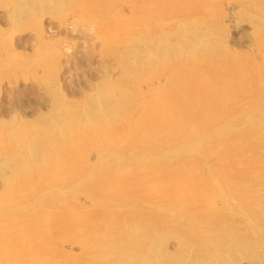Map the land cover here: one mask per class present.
<instances>
[{"label":"rangeland","instance_id":"rangeland-1","mask_svg":"<svg viewBox=\"0 0 264 264\" xmlns=\"http://www.w3.org/2000/svg\"><path fill=\"white\" fill-rule=\"evenodd\" d=\"M135 256L264 264V0H0V264Z\"/></svg>","mask_w":264,"mask_h":264},{"label":"bare ground","instance_id":"bare-ground-1","mask_svg":"<svg viewBox=\"0 0 264 264\" xmlns=\"http://www.w3.org/2000/svg\"><path fill=\"white\" fill-rule=\"evenodd\" d=\"M19 3H20V2H19ZM13 14H14V13H13ZM15 17H16V16H15ZM13 18H14V17H13ZM181 18H182V17H181ZM193 21H194V20H193ZM198 22H199V20H198ZM194 27H195V26H194ZM194 30H195V29H194ZM137 32H138V31H137ZM176 33H177V32H176ZM176 35H177V34H176ZM203 35H204V34H203ZM205 36H206V35H205ZM201 37H202V36H201ZM205 38H206V37H205ZM130 39H131V38H130ZM207 39H210V38H207ZM131 40H132V39H131ZM131 40H130V41H131ZM203 40H204L203 38H198V36H197V38H194V40H192V41H193V43H194V46H198V47H200V46H202V45H207V44L210 45L209 42H206V41H203ZM126 42H127V41H126ZM204 42H205V44H204ZM206 43H207V44H206ZM147 45H148V44H147ZM81 47H82V46H81ZM135 47H136V48H135V52L140 53V57H142V56L144 55L143 51L145 50V45H144V44H143V45L141 44V45H138V46H135ZM137 47H138V48H137ZM204 47H205V46H204ZM102 105H103V104H102ZM107 105H108V104H107ZM107 105H106V106H107ZM110 105L112 106V104H110ZM110 105H109V106H110ZM104 106H105V105H104ZM111 106H110V108H111ZM92 108H93V107H92ZM106 108H107V107H106ZM107 109H108V108H107ZM96 110H97V109H96ZM92 112H94V111H92ZM157 116H158V115H157ZM54 119H56V118H54ZM60 124H61V123H60ZM61 127H62V126H61ZM61 130H62V129H60V132H61ZM62 131H63V130H62ZM156 131H157V130H156ZM156 131H155V132H156ZM156 133H157V132H156ZM31 153H32V152H31ZM24 175H25V174H24ZM16 176H17V175H16ZM12 177H13V175H12ZM11 179H12V178H11ZM24 179H25V178H24ZM16 182H17V181H16ZM19 186H20L19 189L25 187V186H22V185H19ZM17 191H19V190H17ZM17 191H16V192H17ZM25 191H26V190H25ZM23 192H24V191H23ZM19 193H20V192H19ZM155 197H156V200L161 201V198H160L159 195H158V196H155ZM147 199H149V197H147V196H144V197L140 196L138 200H136V201L134 200L135 203H133L132 205L135 206V207H138V206L141 207V206L144 205V203H147V202L149 203L150 200L148 201ZM145 200H146L147 202H146ZM106 201H107V200H106ZM118 201H119V203H118L119 205H125V206H127L128 203H129L128 201L125 202V200H122V199H118L116 202H118ZM144 201H145V202H144ZM151 201H153V200H151ZM154 201H155V200H154ZM158 201H155V202H158ZM143 202H144V203H143ZM152 205H154V204L152 203ZM158 205H160V204H158ZM158 205H157V206H158ZM111 207H112V206H111ZM60 208L62 209L61 206H60ZM108 208H109V206L104 205V206H103L102 208H100V209H101L103 212H107V213H109L110 210L108 211V210H107ZM99 212H100V211H99ZM54 214H58V213H54ZM114 214H116V212H114ZM110 217H112V215H110ZM139 219L141 220L142 218L140 217ZM36 223H37V221L34 220V221L32 222V226H31V225L29 226V223H28L26 226H25V225H22L23 227H22V226H19V225H15V226L17 227L16 230L14 229V230L16 231V234H15L16 237H15V238H17V240H19L20 237H21V239H23L25 243L28 242V236L31 235L30 233H31V232L33 231V229H35V228L37 227V225H38V224L36 225ZM109 224H111V223L109 222ZM112 225H113V224H112ZM112 225H111V226H112ZM139 225H140V224H139ZM34 226H36V227L34 228ZM111 226H110L109 228H111ZM13 227H14V226H13ZM13 227H12V228H13ZM20 227H21V228H20ZM140 227H141V228H140ZM51 228H53V226L51 225V221H49V219H45V220H44V228H43V232L45 231L44 233L46 234V233H47L46 230H48V229L51 230ZM112 228H113V227H112ZM138 228L143 230V226H138ZM45 229H46V230H45ZM139 229H138V230H139ZM35 230H36V231H35ZM35 230H34V231L37 233V232H38V231H37L38 229H35ZM84 230H85V231H84ZM86 230H88V228L83 229L84 233L87 232ZM30 231H31V232H30ZM120 231H121L120 229H118V228H116V227L114 226V229H109L108 232H103L102 234H103V235L106 234V235L108 236V238L111 239V241L116 239V240H121V242H123V243H128V242H125V239H123L122 237H119V238H116V237H115V238H112L113 236L117 235L118 232H120ZM127 231H128V230H127ZM13 233H15V232L13 231ZM27 233H29V234L27 235ZM44 233H42V235H45ZM49 233H50V231H49ZM49 233H48V234H49ZM92 233H94V232H92ZM9 234H10V233H9ZM38 234H40V232H39ZM98 234H100V233H98ZM98 234H97V235H98ZM26 235H27V236H26ZM33 235H34V236H33ZM32 236H33L32 238L35 237V239H36V238L40 237L41 234H40L39 236H36V234H34V232H32ZM90 236H94V234H93V235L91 234ZM95 236H96V235H95ZM100 236H102V235L100 234ZM12 237H13V236H12ZM12 237H11V238H12ZM108 238H107V239H108ZM35 239H34L33 241L36 242L37 239H36V240H35ZM87 239H88V238H87ZM92 239H96V238H91V240H92ZM13 240H14V239H13ZM15 240H16V239H15ZM15 240H14V241H15ZM17 240H16V241H17ZM30 240H32V239L29 238V241H30ZM39 240H40V244H41L42 239H39ZM84 240H86V238H85ZM84 240H82V241H80V243H79V242H78V243H79L84 249H85V248H86V249H88V248L90 249V245H88V246H89V247H88V246H87L88 243H86V241H84ZM106 241H107V240H106ZM19 242H20V243H19ZM24 242H22V241H18V244L21 245V244L24 243ZM46 242H48V241H46ZM87 242H89V241H87ZM117 242H118V241H117ZM36 243H37L38 245H34V246H39V241H37ZM42 243L44 244L45 242H42ZM92 243H93V242H90V244H91V248H92V246H93ZM107 243H108V242H107ZM118 243H119V242H118ZM33 244H35V243H33ZM49 244H50V243H49ZM113 244H114V243H113ZM116 244H117V243H116ZM119 244H120V243H119ZM119 244H118V245H119ZM139 244H140V243H139ZM151 244H153V243H151ZM225 244H226V243H225ZM20 245H19V247H21ZM26 245H27V244H26ZM44 245L48 246V243H47V244H44ZM50 245H51V244H50ZM96 245H97V244H96ZM96 245H94V246H96ZM121 245H123V244H121ZM11 246H12V245H11ZM14 246H18V245H17V242H16V244H15ZM23 246H24V245H23ZM34 246H33V247H34ZM40 246H41V245H40ZM86 246H87V247H86ZM94 246H93V250L95 249ZM104 246H106V245H104ZM154 246H155V245H154ZM30 247H31V249L33 248L32 246H30ZM96 247H97V246H96ZM110 247H112V246H110ZM121 247H122V246H121ZM139 247H140V246H139ZM145 247H146V246H145ZM152 247H153V246H152ZM152 247H151V245H150L149 248L151 249ZM34 248H35V247H34ZM34 248H33V249H34ZM48 248H50V247L48 246ZM100 248H102V247H101V244H100ZM108 248H109V247H108ZM113 248H116V247L113 246L111 249H113ZM149 248H148V249H149ZM155 248H156V246H155ZM17 249H18V248H16V250H17ZM27 249H28V250H27ZM31 249L25 247V250H26L25 252H26V253H27V252L30 253ZM96 249H98V248H96ZM111 249H110V250H111ZM148 249H147V250H148ZM156 249H157V248H156ZM20 250H23V247H22ZM29 250H30V251H29ZM40 250L43 251L42 249H40ZM40 250H39V251H40ZM82 250H83V249H82ZM107 250H108V249H107ZM110 250H108V251H110ZM113 250H115V249H113ZM122 250L124 251L123 248H122ZM126 250H127V246H126ZM14 251H15V248H14ZM23 251H24V250H23ZM23 251H22V252H23ZM35 251L37 252L38 250H35ZM45 251H46V250H45ZM111 251H112V250H111ZM138 251H139V250H138ZM141 251H142V250H141ZM15 252H16V251H15ZM17 252H18V250H17ZM17 252H16V253H17ZM23 253H24V252H23ZM23 253H21V255H20V252H19L17 255L22 256ZM29 253H28V254H29ZM41 253H42V252H41ZM106 253H107V252H106ZM144 253H145V252H144ZM144 253H143V255H144ZM147 253H148V251H147ZM150 253H151V252H150ZM153 253H154V252H153ZM28 254H27V255H28ZM32 254H33V253H32ZM47 254H49V253H48V250H47ZM47 254H44V256H42V258L47 257V256H51V255H47ZM108 254H109V253H108ZM124 254H125V253H124ZM134 254H135V253H134ZM136 254H137V252H136ZM141 254H142V253H141ZM145 254H146V253H145ZM154 254H155V253H154ZM27 255L25 254V258H26ZM37 255H38V254H37ZM115 255H116V254H115ZM132 255H133V254H132ZM139 255H140V253H139ZM143 255H142V256H143ZM31 256H32L33 258H31V257L28 255V260H27V259L25 260V258L22 257L21 259H22V260L24 259V260H23V263H27L28 261H29V262H33V260H34V263L37 262V261H42V262L44 261V259H43V260H39V258L41 259V257H37V256H33V255H31ZM83 256H84V255H83ZM86 256H87V254H86ZM86 256H85V257H86ZM144 256H145V255H144ZM154 256H155V255H154ZM154 256H153V257H154ZM29 257L31 258L32 261H30V258H29ZM130 257H132V256L130 255ZM140 257H141V256H140ZM140 257L135 256L134 258H137L135 261L140 260V259H141ZM150 257H152V255H151ZM185 257H186V256H185ZM15 258H16V257H15ZM15 258H14V260H15ZM81 258H82V257H81ZM87 258H89V257H87ZM97 258H98V257H97ZM134 258H131V259L134 260ZM139 258H140V259H139ZM144 258H145V257H144ZM144 258H143V260H144ZM146 258H148V257H146ZM174 258H175V257H174ZM180 258H181V257H180ZM21 259H20V258H17L15 261H12V262L17 263L16 261L20 262ZM84 259H85V258H84ZM113 259H114V257H113ZM127 259H129V258H127ZM127 259H124V260H127ZM148 259H149V258H148ZM148 259H147L146 261H148V263H152V262H150V261H151L153 258H152V259H149V260H148ZM86 260H87V259H86ZM97 260H98V259H97ZM132 260H131V261H128V260H127L128 262H126V263L124 262V263H125V264H138L137 262H134V261H132ZM90 261H91V260H90ZM118 261H120V260H118ZM118 261H117V262H118ZM146 261H145V264H146ZM12 262H11V263H12ZM70 262L73 263V264H78V263H79L77 259L70 260L69 263H70ZM108 262H109V261H108ZM121 262L123 263V260H122ZM121 262H120V263H121ZM138 262H139V261H138ZM141 262H142V261H141ZM20 263L22 264V261H21ZM20 263H19V264H20ZM83 263H84V262H83ZM86 263H87V262H86ZM91 263H92V261H91ZM91 263L88 262V264H91ZM120 263H119V264H120ZM122 263H121V264H122ZM154 263H155V262L153 261V264H154ZM30 264H32V263H30ZM37 264H38V263H37ZM54 264H66V263H65V262H60V261H55V260H54ZM99 264H100V263H99ZM139 264H140V262H139ZM173 264H174V263H173Z\"/></svg>","mask_w":264,"mask_h":264}]
</instances>
